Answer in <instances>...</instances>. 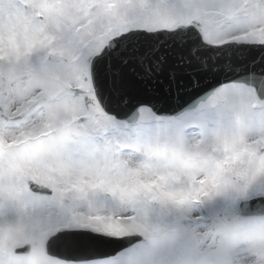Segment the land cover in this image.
Instances as JSON below:
<instances>
[{
	"label": "snow or ice",
	"instance_id": "snow-or-ice-1",
	"mask_svg": "<svg viewBox=\"0 0 264 264\" xmlns=\"http://www.w3.org/2000/svg\"><path fill=\"white\" fill-rule=\"evenodd\" d=\"M0 264H264V0H0Z\"/></svg>",
	"mask_w": 264,
	"mask_h": 264
},
{
	"label": "water",
	"instance_id": "water-1",
	"mask_svg": "<svg viewBox=\"0 0 264 264\" xmlns=\"http://www.w3.org/2000/svg\"><path fill=\"white\" fill-rule=\"evenodd\" d=\"M176 58H178L179 54H175ZM204 84H207L208 81H203ZM168 78L166 74H161L158 77H154L151 79L139 80L137 79L134 84V92L135 96H138L141 99L150 100L157 105V107L167 109L170 107L172 100L168 96ZM185 99H188L189 96L194 95L195 93L188 89L187 92L181 93ZM175 93L173 92V96ZM65 243L63 241L59 242ZM63 247L64 245H59Z\"/></svg>",
	"mask_w": 264,
	"mask_h": 264
}]
</instances>
